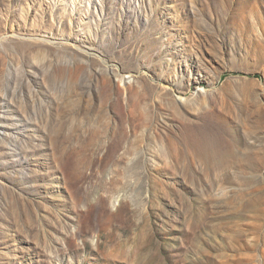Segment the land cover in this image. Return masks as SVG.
<instances>
[{"label":"rangeland","instance_id":"rangeland-1","mask_svg":"<svg viewBox=\"0 0 264 264\" xmlns=\"http://www.w3.org/2000/svg\"><path fill=\"white\" fill-rule=\"evenodd\" d=\"M0 264H264V0H0Z\"/></svg>","mask_w":264,"mask_h":264}]
</instances>
